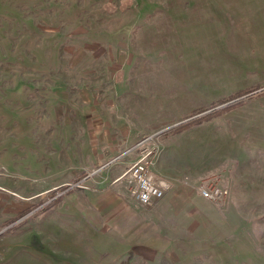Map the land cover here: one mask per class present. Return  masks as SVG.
I'll list each match as a JSON object with an SVG mask.
<instances>
[{"label": "rangeland", "instance_id": "374dc122", "mask_svg": "<svg viewBox=\"0 0 264 264\" xmlns=\"http://www.w3.org/2000/svg\"><path fill=\"white\" fill-rule=\"evenodd\" d=\"M252 1L0 0V264H264V65L230 30Z\"/></svg>", "mask_w": 264, "mask_h": 264}, {"label": "built area", "instance_id": "2783aa9c", "mask_svg": "<svg viewBox=\"0 0 264 264\" xmlns=\"http://www.w3.org/2000/svg\"><path fill=\"white\" fill-rule=\"evenodd\" d=\"M154 149V148H153ZM152 149L142 148L138 157L128 166L127 173L130 182L129 193L134 202L149 206L157 202L169 188V183L156 178L151 171V165L156 159ZM226 188L217 183H209L200 188V194L206 199H217L226 195Z\"/></svg>", "mask_w": 264, "mask_h": 264}, {"label": "crops", "instance_id": "0c3cea01", "mask_svg": "<svg viewBox=\"0 0 264 264\" xmlns=\"http://www.w3.org/2000/svg\"><path fill=\"white\" fill-rule=\"evenodd\" d=\"M250 3H252L253 6L249 7L247 12L243 11L241 13L238 23L235 22V27L233 29L230 28V30L236 43L241 47L240 52L244 54L241 65L244 66L246 72L249 70L259 72L258 68L261 69L263 67L260 66L262 64L264 65V0H253ZM243 96H245V94L239 96L235 100ZM118 198L122 199L120 195ZM123 201L130 203L125 199ZM131 201H133V199ZM144 223H146V221H144ZM139 227L138 225H136V228L134 227L137 233L141 231V229L138 230Z\"/></svg>", "mask_w": 264, "mask_h": 264}, {"label": "trees", "instance_id": "16d2710c", "mask_svg": "<svg viewBox=\"0 0 264 264\" xmlns=\"http://www.w3.org/2000/svg\"><path fill=\"white\" fill-rule=\"evenodd\" d=\"M246 91H244V90H241V91H237V92H235V94H233L231 97H229L228 99L229 100H233L234 102L235 101H238V100H235L236 98H238L239 96H241L242 94H244ZM233 104H235V103H233ZM205 116V115H204Z\"/></svg>", "mask_w": 264, "mask_h": 264}]
</instances>
